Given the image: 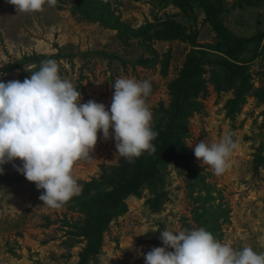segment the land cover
<instances>
[{
    "label": "rangeland",
    "instance_id": "1",
    "mask_svg": "<svg viewBox=\"0 0 264 264\" xmlns=\"http://www.w3.org/2000/svg\"><path fill=\"white\" fill-rule=\"evenodd\" d=\"M196 1L187 13L172 0H57L23 13L0 0V67L13 66L0 71V81H23L53 59L61 77L81 92V102L110 107L117 78L149 80L154 131L174 110L184 61L201 56L200 87L181 114L186 131L176 140L174 158L124 199L126 210L103 227L87 264H144V254L163 246L160 231L166 229L204 227L222 243L264 253V0H210L221 4L220 18L234 35L263 33L233 59ZM167 20L194 34V43L167 29ZM224 58L241 68L233 72L216 62ZM229 132L238 146L217 175L195 157L194 147ZM109 133L105 139L98 131L90 156L74 164L82 191L58 209L42 204L43 189L13 166H22L18 158L2 166L0 264L81 262L93 239L96 199L128 175L118 171L123 156Z\"/></svg>",
    "mask_w": 264,
    "mask_h": 264
},
{
    "label": "clouds",
    "instance_id": "2",
    "mask_svg": "<svg viewBox=\"0 0 264 264\" xmlns=\"http://www.w3.org/2000/svg\"><path fill=\"white\" fill-rule=\"evenodd\" d=\"M8 2L17 12L31 13L42 11L45 3L54 6L57 0ZM112 87L110 107L92 99L81 102V92L61 77L53 59L42 61L39 70L23 81H0V174L3 165L18 158L22 166H13L35 182L37 189H43L39 196L42 204L58 209L81 193L74 164L90 156L98 131L107 139L112 129L117 154L129 162L144 152L154 153L152 141L158 133L153 130V114L146 99L151 82L121 77ZM237 146L229 132L217 142L200 140L194 155L221 175ZM159 238L163 246L144 254V264H264V253L250 246L236 249L222 243L204 227L166 229L160 231Z\"/></svg>",
    "mask_w": 264,
    "mask_h": 264
},
{
    "label": "trees",
    "instance_id": "3",
    "mask_svg": "<svg viewBox=\"0 0 264 264\" xmlns=\"http://www.w3.org/2000/svg\"><path fill=\"white\" fill-rule=\"evenodd\" d=\"M172 2L183 12L187 13L193 10V2L197 1L172 0ZM198 2L205 14L203 21L220 35L225 44L224 54L227 57L233 59L234 56L245 49L249 42L261 39L263 35L262 32L248 38L234 35L223 24L220 18L222 10L221 4L210 0H198ZM165 24L167 29H173L175 34L180 36L182 40L194 43L195 35H188L181 24H178L174 20H167ZM200 57L189 55L181 67L180 78L177 85L179 91L174 101V110L171 113L170 119L159 124L155 129L158 133L157 137L152 141L156 149L155 152L151 155L148 152H144L140 157L133 158L132 162H129L127 158L123 157L119 163L118 171L122 172L126 170L128 175L122 176L117 180L114 179V187L111 190L103 192V194L96 199V204L100 207L98 206L99 208L93 228V239L89 246L86 247L79 264H87L89 256L96 252L102 240V229L110 218L126 210L124 199L136 193L146 180L158 177V166L160 163L174 158L177 148L176 140L181 133L186 131V125L181 121V114L184 112L188 98L200 87V80H198L202 72V61ZM216 62L233 72L241 68L228 58L218 59ZM12 68L13 66L0 67V71H7Z\"/></svg>",
    "mask_w": 264,
    "mask_h": 264
}]
</instances>
